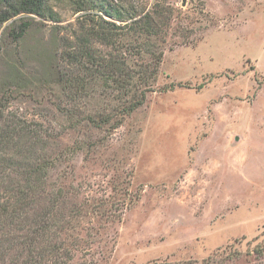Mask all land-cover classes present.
<instances>
[{"label": "rangeland", "instance_id": "obj_1", "mask_svg": "<svg viewBox=\"0 0 264 264\" xmlns=\"http://www.w3.org/2000/svg\"><path fill=\"white\" fill-rule=\"evenodd\" d=\"M164 3L174 13L155 91L118 127L61 111L52 21L19 45L2 37L0 84L17 90L6 111L40 156L58 155L47 175L64 191L57 239L70 264H201L222 249L239 255L225 264H264V251L250 252L264 245V0ZM56 10L55 24L75 21L68 5ZM105 95L83 110L111 112Z\"/></svg>", "mask_w": 264, "mask_h": 264}, {"label": "trees", "instance_id": "obj_2", "mask_svg": "<svg viewBox=\"0 0 264 264\" xmlns=\"http://www.w3.org/2000/svg\"><path fill=\"white\" fill-rule=\"evenodd\" d=\"M164 1L156 0L146 10L108 0H0V41L11 37L19 45L37 20L52 21L51 32L61 45L52 88L65 97L67 106L61 111L70 120L79 118L76 122L87 119L115 128L155 91L174 13ZM60 5L69 6L75 21L55 24L61 19L56 10ZM13 90L0 84V264H70L72 255L57 239L65 229L57 218L64 191L50 189L47 175L58 155L40 156L34 132L17 126L12 112L6 111ZM98 92H105L112 103L105 115L82 108L83 99ZM15 250L22 251L21 256L13 255ZM222 251L225 258L213 256L201 264H225L239 256L237 251ZM254 251L263 252L264 245L250 249ZM215 255H221L220 250Z\"/></svg>", "mask_w": 264, "mask_h": 264}]
</instances>
